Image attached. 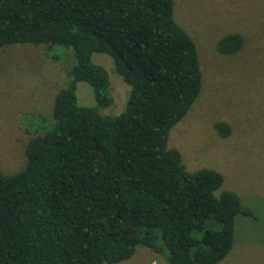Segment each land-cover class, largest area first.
Listing matches in <instances>:
<instances>
[{
  "label": "trees",
  "instance_id": "1",
  "mask_svg": "<svg viewBox=\"0 0 264 264\" xmlns=\"http://www.w3.org/2000/svg\"><path fill=\"white\" fill-rule=\"evenodd\" d=\"M174 0H0V47L44 44L53 58L73 57L70 79L50 116L23 113L33 130L24 166L0 171V264H105L140 244L170 264H216L235 243L241 196L222 188L214 167L189 170L170 146L174 125L200 93L194 39L176 20ZM239 32L218 49L234 53ZM103 53L129 87L112 103ZM79 82L94 103H82ZM214 127L231 133L223 120Z\"/></svg>",
  "mask_w": 264,
  "mask_h": 264
},
{
  "label": "rangeland",
  "instance_id": "2",
  "mask_svg": "<svg viewBox=\"0 0 264 264\" xmlns=\"http://www.w3.org/2000/svg\"><path fill=\"white\" fill-rule=\"evenodd\" d=\"M176 20L194 39L202 86L186 116L173 126L170 146L180 149L189 170L214 167L224 175L222 188L236 191L253 214L238 215L235 243L216 264H264V0H174ZM230 32L244 36L234 53L218 49ZM110 73L112 103L102 112H120L128 84L113 61L96 53ZM73 57L49 56L44 44L0 47V171L20 170L33 130L23 113L50 116L55 96L70 79ZM79 82L82 103L93 104L92 88ZM223 120L231 133L214 127ZM105 264H170L164 254L140 244L132 257Z\"/></svg>",
  "mask_w": 264,
  "mask_h": 264
}]
</instances>
